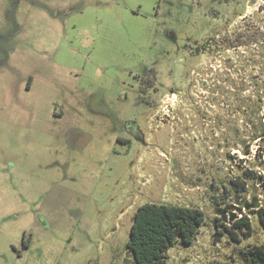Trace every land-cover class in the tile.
Instances as JSON below:
<instances>
[{
  "label": "rangeland",
  "instance_id": "rangeland-1",
  "mask_svg": "<svg viewBox=\"0 0 264 264\" xmlns=\"http://www.w3.org/2000/svg\"><path fill=\"white\" fill-rule=\"evenodd\" d=\"M263 91L264 0H0V264H132L146 203L202 209L168 264H216Z\"/></svg>",
  "mask_w": 264,
  "mask_h": 264
},
{
  "label": "trees",
  "instance_id": "trees-1",
  "mask_svg": "<svg viewBox=\"0 0 264 264\" xmlns=\"http://www.w3.org/2000/svg\"><path fill=\"white\" fill-rule=\"evenodd\" d=\"M233 97L248 126L247 139L243 140L244 154L251 159L244 160L248 162L247 167L236 165L237 173L224 185L223 195L218 198L225 199L228 194L235 200L241 197L240 209L247 208L248 213L230 225L222 223L221 216L217 217L214 243L223 242L224 255L216 264H264V115L261 114L264 95L252 99L254 103H248L237 93ZM233 132L240 140L239 127L234 126ZM253 141L259 142L255 153L251 151ZM229 156L234 162L233 153ZM248 195L252 201L247 200ZM254 200L259 204L255 205ZM204 222L205 213L200 208L158 203L141 205L134 215L127 243L132 264H168V251L176 243L193 244ZM225 235L227 241H217Z\"/></svg>",
  "mask_w": 264,
  "mask_h": 264
},
{
  "label": "flooded vegetation",
  "instance_id": "flooded-vegetation-1",
  "mask_svg": "<svg viewBox=\"0 0 264 264\" xmlns=\"http://www.w3.org/2000/svg\"><path fill=\"white\" fill-rule=\"evenodd\" d=\"M224 34V33H223ZM221 34V32L217 33V35L215 37H209L207 38L205 41L199 43L197 49L194 51L195 54L197 55H201L202 57L204 55L209 56L214 52H220V47L222 48V45L225 44H229L230 39L226 40L224 39V36ZM230 45V44H229ZM226 50V49H225ZM229 60L231 59L228 58Z\"/></svg>",
  "mask_w": 264,
  "mask_h": 264
}]
</instances>
